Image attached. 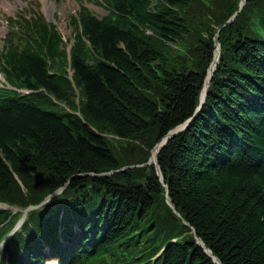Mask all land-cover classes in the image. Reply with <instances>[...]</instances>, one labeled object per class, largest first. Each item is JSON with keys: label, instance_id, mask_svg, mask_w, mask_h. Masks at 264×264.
<instances>
[{"label": "trees", "instance_id": "trees-1", "mask_svg": "<svg viewBox=\"0 0 264 264\" xmlns=\"http://www.w3.org/2000/svg\"><path fill=\"white\" fill-rule=\"evenodd\" d=\"M240 2L104 0L108 15L72 19L69 52L41 17L18 25L0 72L32 93L0 87V203L18 208L0 209V243L75 178L2 264H216L197 238L220 264H264V0L226 23ZM191 118L157 155L162 180L154 164L118 171Z\"/></svg>", "mask_w": 264, "mask_h": 264}, {"label": "rangeland", "instance_id": "rangeland-1", "mask_svg": "<svg viewBox=\"0 0 264 264\" xmlns=\"http://www.w3.org/2000/svg\"><path fill=\"white\" fill-rule=\"evenodd\" d=\"M4 1L9 5L3 6L2 3ZM97 1L100 0H0V51L3 48L5 36H7L8 31L10 33L7 17L17 13L26 16L39 14L44 17L47 22L55 25L63 40L69 43V48L74 34L71 21L81 5L90 8L98 16L106 14L104 7L98 5ZM118 141L114 140V142H111L113 150H115L117 146L122 147V145L124 146L123 148H125V146L137 148L143 147V144L140 142H132L128 145L123 142L118 143ZM132 159L133 158H129L128 162ZM170 207L172 206L170 205Z\"/></svg>", "mask_w": 264, "mask_h": 264}, {"label": "water", "instance_id": "water-1", "mask_svg": "<svg viewBox=\"0 0 264 264\" xmlns=\"http://www.w3.org/2000/svg\"><path fill=\"white\" fill-rule=\"evenodd\" d=\"M245 1H246V0H243V1H242L241 5H240V8L244 5ZM239 11H240V10H238L237 13H238ZM237 13H236V14H237ZM236 14H235V15H236ZM235 15H234L232 18H230V19L227 21V23L231 22V21L235 18ZM219 30H220V29H219ZM215 43H216V46H217L218 57H217V58L215 57V60L213 61L212 65H211V67H210V69H209V73H210V71H211V73H210L209 77L207 78V81H206V84H205V88H204V89L206 90V91H205V96H204L203 99L201 98L200 105H199V107H198V109H197V111H196V114H198V112H199L200 109H201V106H202V105L204 104V102H205V98H206V95L208 94V90H209V87H210V83H211V79H212V76H213V72H214L215 66H216V64H217L218 58H219V56H220V44H219V36H218V34L215 36ZM191 120H192V118L189 119V120H187L183 125L179 126L178 128L174 129L173 131H171V132H170V133H169V134L163 139V141H162L161 143H159V144L154 148L153 151H156V152L158 153V152L162 149V147L168 142V140H169L170 138H172L176 133H178L179 131H182V130L187 129V127L189 126ZM153 162L156 164L157 169H158V175L160 176L161 173H160V168H159L158 163H157V159H156V160H153L152 158H150L148 164H151V163H153ZM123 169H125V168H123ZM123 169H121V170H123ZM160 177H161V176H160ZM74 178H75V176L72 177V178H70L69 181H71V180L74 179ZM69 181L65 184V186L69 183ZM65 186H63L62 188H60V189L56 190L55 192H53L50 196H48V197L45 199V201H44L43 203L47 202V201L50 199L51 196H53V195H55V194H58V193H61V192L64 190ZM167 201H168V203L171 205V203H170V199H169L168 196H167ZM171 206H172V205H171ZM4 208H11V207H4ZM31 208H32V207H31ZM31 208H28L27 210H25V213H26L28 210H30ZM172 208H173V206H172ZM198 244H199L200 246H202V247L205 249L206 253L209 254V256H211V257L215 260V262H216L217 264H220V261H219L216 257L212 256V253L210 252V250H208L206 247L203 246V244H202V242H201L200 239H198Z\"/></svg>", "mask_w": 264, "mask_h": 264}, {"label": "bare ground", "instance_id": "bare-ground-1", "mask_svg": "<svg viewBox=\"0 0 264 264\" xmlns=\"http://www.w3.org/2000/svg\"><path fill=\"white\" fill-rule=\"evenodd\" d=\"M242 1H243V0H242ZM3 4H4V5H8V3L5 2V1L3 2ZM217 57H218V51H216V58H217ZM210 73H211V71H210ZM205 91H206L205 89L202 91V95H201V98H202V99H203L204 96H205ZM156 153H157V152L154 151L153 154H152V159H153V160L156 159Z\"/></svg>", "mask_w": 264, "mask_h": 264}]
</instances>
